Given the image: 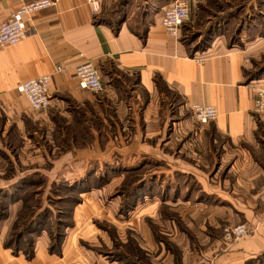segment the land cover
Listing matches in <instances>:
<instances>
[{"label":"crops","instance_id":"crops-1","mask_svg":"<svg viewBox=\"0 0 264 264\" xmlns=\"http://www.w3.org/2000/svg\"><path fill=\"white\" fill-rule=\"evenodd\" d=\"M33 1L0 0V22ZM98 1L94 12L88 0H58L28 14L26 36L15 45L0 47V126L22 138L27 132L33 138L35 127L50 136L53 129L80 125L76 122L80 119L81 128L89 127L99 100L97 93L77 86L75 68L81 63L95 65L103 92L111 97L123 93L114 82L133 78L139 101V162L162 167L153 173L168 180L167 186H160L172 197L167 204L183 212V222L203 250L191 264H243L264 254V165L256 158L264 152V141L257 136L264 113L255 108L262 79L249 81L245 72L253 44L228 47L215 40L202 53L189 55L181 32L177 39L170 38L161 25L171 0H144L136 18L126 10L139 6L138 0H126L116 20L102 16V0ZM45 74L50 76V106L35 112L17 85ZM193 103L214 106L217 118L197 123L190 109ZM18 181L0 184V189ZM243 187L251 194L247 199L241 197ZM230 210L239 213L226 212ZM241 219L249 225L247 237L222 241L216 231L220 225L225 221L235 225ZM183 234L185 244L194 248L189 233ZM4 250L0 264L116 263L86 258L68 247L54 257L43 244L35 247L30 261L20 256L10 259ZM160 253L172 264L168 252Z\"/></svg>","mask_w":264,"mask_h":264},{"label":"rangeland","instance_id":"rangeland-1","mask_svg":"<svg viewBox=\"0 0 264 264\" xmlns=\"http://www.w3.org/2000/svg\"><path fill=\"white\" fill-rule=\"evenodd\" d=\"M124 1L102 0V16L118 19ZM143 1L138 0L139 6L126 12L136 18L143 11ZM188 1L191 16L181 28L187 53H202L215 40L228 47L253 44L245 72L253 79H264V0ZM127 81L119 78L114 82L123 91L117 97L104 90L96 92L99 101L92 109L88 129L81 128L80 119L76 121L80 125L53 129L50 136L42 127H35L33 138L27 137L29 132L22 138L9 127L5 133L0 126V184L13 185L17 178L21 182L0 193V255L3 248L10 259L20 256L30 261L34 255L27 257L26 253L32 247L35 253V247L43 244L54 257L68 247L86 258L97 256L115 264H168L166 255L159 254L168 252L170 263L184 260L191 264L203 253L183 222V212L167 204L172 197L168 188L160 186H167L168 180L153 173L162 167L139 162V101L134 79ZM259 122L257 136L263 144L264 119ZM262 153L256 158L264 165ZM242 189V199L249 198V191ZM239 223L246 222L241 219ZM229 225L232 223L225 221L216 230L221 240L223 228ZM183 231L189 233L194 248L185 244ZM173 234L179 239H173ZM51 243L54 251L49 252ZM243 264H264V254Z\"/></svg>","mask_w":264,"mask_h":264},{"label":"built area","instance_id":"built-area-1","mask_svg":"<svg viewBox=\"0 0 264 264\" xmlns=\"http://www.w3.org/2000/svg\"><path fill=\"white\" fill-rule=\"evenodd\" d=\"M58 0H36L21 5L6 20L0 22V47L15 45L27 34L25 16L44 9ZM91 8L97 11L98 0H88ZM192 8L188 0H174L165 8L161 16V25L164 33L170 38L177 39L183 24L189 20ZM61 68L57 67V70ZM75 78L80 89L101 92L104 90L101 75L94 64L84 62L76 66ZM49 75H41L36 78L26 79L17 85V91L25 96L30 108L35 112L44 111L50 106ZM255 108L264 113V79L261 80L255 96ZM195 120L205 124L215 120L218 116L214 106L193 103L190 106ZM250 230L245 223L229 225L223 228L222 235L225 241L238 240L249 234Z\"/></svg>","mask_w":264,"mask_h":264},{"label":"trees","instance_id":"trees-1","mask_svg":"<svg viewBox=\"0 0 264 264\" xmlns=\"http://www.w3.org/2000/svg\"><path fill=\"white\" fill-rule=\"evenodd\" d=\"M183 26H184V25H183ZM183 26H182V27H183ZM182 27H181V28H182ZM188 54H189V53H188ZM189 55H193V54L190 53ZM247 77H248V76H247ZM253 78H254V77H248L247 79H248V80H251V79H253ZM24 183H25V182H24ZM2 191H4V189H0V193H2ZM35 224H36V223H35ZM25 231L27 232V230H25ZM25 231L20 232V234H18V237H17V239H16V242L19 241V240L21 239V237L24 236V234H25L24 232H25ZM32 231H33V230H31L30 232H32ZM6 247H10V245H6ZM53 248H54L53 243H51L50 246H49V252L54 251ZM55 251H59V250L56 249ZM33 255H34V248L32 247L31 250H30L29 252L26 253V256H27V257H33ZM125 264H127V263H125Z\"/></svg>","mask_w":264,"mask_h":264}]
</instances>
